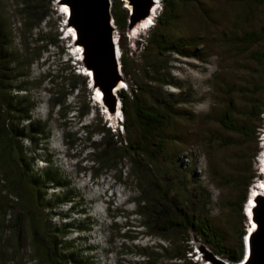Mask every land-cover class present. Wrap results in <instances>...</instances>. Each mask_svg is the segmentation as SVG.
<instances>
[{"label":"rangeland","instance_id":"rangeland-1","mask_svg":"<svg viewBox=\"0 0 264 264\" xmlns=\"http://www.w3.org/2000/svg\"><path fill=\"white\" fill-rule=\"evenodd\" d=\"M121 1L130 13L127 0ZM185 1L186 7L179 9L167 34L169 44L191 53L189 56L159 54L153 47L145 50L138 43L148 35L149 28L140 31L142 22L137 19H128L123 28L115 24L120 53L122 47L129 64L128 74L122 72L125 86L118 91L129 93L131 84H140L142 104L165 116L160 140L151 138L143 144L154 155L148 163V176L165 187L167 199L174 198L177 209L208 217L232 245L233 239L242 231L246 234L252 223L246 203L240 212L230 202L243 194L247 179L251 182L248 199L254 186L264 182V114L260 117L262 123L243 118L246 94L256 83L263 88L260 97L264 100V61L259 64L254 59L256 51H264V42L254 45L244 40L246 33L264 26V4L252 0ZM44 2L39 6L37 0H0V68L4 70L2 76L0 73L1 92L5 99L28 100L35 107L32 120L47 124L49 139L38 144L41 149L36 155L31 153L33 144L24 137L26 132L18 134L21 151L36 175L54 171L69 185L48 184L40 193L46 191L49 201L69 190L75 197L72 203L53 209L40 205L24 215L0 166V264H48L42 261L34 226L39 231L50 229L56 235L59 252L76 253L91 264H143L140 253L153 250L165 259L174 254L173 238L164 239L159 230H149L143 217L134 214L135 201L141 196L130 161L122 158L100 168L86 138L87 131H91V140L99 141L100 130L105 127L122 140L138 139L136 129L127 133L119 125L124 119L119 96L113 104L98 103L91 88L81 86L78 92L68 95V109L50 108L52 92L65 83L64 92L69 90L68 73L83 69L75 59L78 45L68 36L71 27L61 13L62 4L59 0ZM30 5L39 6L33 19L24 12ZM154 65L160 66L159 73L152 71ZM64 68L67 71H62ZM85 102L90 110L80 119L73 107ZM225 105L234 107L241 114L237 121L251 131L255 125L261 128H255L257 132L251 135L224 128L217 117L227 110ZM16 120H20L19 128L27 126L23 116ZM67 133L74 134V139L66 142ZM33 214L34 220L30 218ZM175 236L185 238L183 234ZM189 238L192 261L214 264L205 241L193 232Z\"/></svg>","mask_w":264,"mask_h":264},{"label":"trees","instance_id":"trees-1","mask_svg":"<svg viewBox=\"0 0 264 264\" xmlns=\"http://www.w3.org/2000/svg\"><path fill=\"white\" fill-rule=\"evenodd\" d=\"M252 1L264 4V0ZM37 2L39 6L45 4L44 0H37ZM39 6H26L24 12L33 19L34 16L32 15L36 14L34 13L35 8ZM184 7H186L185 0H161V9L155 17L154 23L149 26L148 35L138 44H141L145 50L153 47L159 54L176 52L184 56H189L191 53L175 49V45L169 44V36L167 34L170 25L176 20L179 9ZM111 12L115 24L120 28L125 27L130 16L129 11L122 6L121 0H113ZM244 40L254 45L264 42V26L246 33ZM144 43L145 45H143ZM121 49L120 61L122 64V72L128 74L129 64L122 47ZM38 58L39 55H37ZM254 59L261 64L264 61V51H256L254 53ZM19 63L17 62V66ZM160 69V66L154 65L152 71L159 73ZM62 71H67V68L62 69ZM2 72L4 70L0 68L1 76L3 74ZM68 78L71 80L68 84L69 90L66 89L67 93L64 92L66 83L56 93L52 92L53 103L50 105L51 110L55 107L61 111L68 109L65 106L68 95L74 91L78 92L82 87L86 89L89 86V79L83 72L73 73L71 71L68 73ZM151 79L154 80V77H151ZM2 82L3 80L0 79V92L3 87L1 85L3 84ZM49 82L54 83L51 78H49ZM130 86L129 93L122 90L117 93L121 101V113L124 118L120 121L119 125L127 133L136 129L139 132L138 139L130 142L124 139L122 140L119 134H109V129L105 127L100 130L102 137L99 141L91 140L93 136V132L91 131H87L86 138L90 141V146L93 148V160L100 168L106 167L122 158H127L130 161L132 174L138 182L139 194L141 196L140 199L135 201L136 210L134 214L143 217L144 220L142 222L149 230H159V235L163 236L164 239L173 238L172 245L174 248H171L172 253H174L173 255L164 259L154 250L148 253L142 252L140 256L144 259L143 264H163L162 260H164V264H197L191 259L194 254L192 253V247L189 245L191 240L189 238L190 232L201 237L215 255L231 263L239 262L243 257L244 251V231L233 239L232 245L228 244L226 238L208 217H202L187 209H177L174 206L175 202L173 200L175 199H167V190L165 187L162 188L148 176V163L153 161L154 155L143 144L151 138L158 137L160 140L159 131H161L164 125L165 116L154 108L152 109L142 104L140 98L142 87L140 84L133 83ZM262 89L256 83L254 89L248 95L246 94L247 107L243 118L247 121L256 120L262 123L260 119L264 114V100L260 97ZM0 97H2V99L0 98V166H2V173L4 179L7 181L8 189L21 203V213L30 215L35 207L44 204L53 209L66 203H72L75 197L72 190L67 191L60 197H54L55 199L53 201L46 199V191L40 193V190L46 188L48 184L67 188L69 182L54 171L46 170L43 174L36 175L31 168L30 160L23 155L24 153L21 151V146L19 145L20 142H18V134L21 131H25L24 137L33 144L31 153L36 155V151L41 149L38 144L49 139L50 133L47 131V124L39 120H32L31 112L35 107L32 103L29 104L28 100H18L17 98L5 99L3 94ZM232 105L235 106L233 103ZM225 108L227 110H224V114L217 117L219 123L224 128L230 131L242 132L246 135L255 134L257 132L256 129L261 128L260 125H255L256 127L254 126V129L251 131L248 126L243 125L244 123L237 121V117H241V114L234 107L225 105ZM73 110L77 111L81 119L89 112L90 108L89 104L85 102L81 106L73 107ZM22 116L28 123L26 127L19 128L20 120H16V118L20 119ZM73 139L74 134H66V142ZM158 145L160 146L159 149L163 150L161 149L162 145ZM121 172L122 170L119 171V176ZM257 177L260 178V175H257ZM250 183V179H247L244 183L243 194L235 201L230 202L240 212L243 209L244 203L248 201L247 193ZM145 198H147V202ZM18 216H16L17 219ZM34 217L35 214L30 218L34 220ZM119 230L120 228H118ZM50 231V229L39 231L37 227H33L34 236L37 238V235H39V248L42 254V261H46L48 264H91L88 260L81 258L76 253L59 252V242H56V235ZM62 232L63 234L66 233L65 226ZM176 234H183L185 238H181L180 242L175 236ZM35 240L39 243L38 239ZM187 254H190L188 258ZM153 255L156 256L154 257Z\"/></svg>","mask_w":264,"mask_h":264},{"label":"water","instance_id":"water-1","mask_svg":"<svg viewBox=\"0 0 264 264\" xmlns=\"http://www.w3.org/2000/svg\"><path fill=\"white\" fill-rule=\"evenodd\" d=\"M59 1L67 3L70 7V13L66 14L65 20L68 27L73 26L77 29V38L73 42L75 45L83 46L79 64L86 72L92 71L87 74L91 90L101 91L102 100L113 104L118 101L116 87L119 81L124 82V77L118 58L121 55L119 45L114 40L116 26L111 12V0ZM127 2L131 6L129 13L131 20L147 15L153 4V0ZM254 199L252 218L250 219V215L248 217L250 222L251 220L256 222V227L251 224L245 234V255L239 262L231 263L212 252L208 255L214 264H264V196L256 195ZM247 203H250V198Z\"/></svg>","mask_w":264,"mask_h":264},{"label":"bare ground","instance_id":"bare-ground-1","mask_svg":"<svg viewBox=\"0 0 264 264\" xmlns=\"http://www.w3.org/2000/svg\"><path fill=\"white\" fill-rule=\"evenodd\" d=\"M60 4H63V5H61V13L64 14V17H66V14L70 13V7H69V5L67 3H61L60 2ZM127 7L131 8V6L129 4L127 5ZM158 9H159V0H153V4H152V6L150 8L149 13L147 15L137 19L138 23L142 22L140 27H139L140 31H143V30L149 28L150 25L148 23L151 21V19H153L152 17H154L158 13V11H159ZM145 20H147V21H145ZM144 22H146V23L143 24ZM68 31H69V35L68 36L70 37L71 40L74 41L77 38V29H75L74 27H71ZM114 40H116L115 31H114ZM75 51H78L77 52V58L75 57V59H76V61L78 63H80V59H81L80 56L82 55V52H83V46L82 45H78ZM120 57H121V55H120ZM120 57H118L119 60H120ZM80 69H83L81 65H80ZM83 70H84V72L82 70H81V72H83L87 77H88L87 74L92 72L90 70H89V72H86L85 69H83ZM122 76H123V74H122ZM124 86H125V82L119 81V83H118V85L116 87V90H118V89H120V88H122ZM96 92H97V94L94 95V100L96 102H98V103L103 102V100H102L103 99L102 98V92L99 91V90H97ZM119 114H120V111H118L117 115H119ZM262 173L264 175V168L262 170ZM261 183H262L261 185L254 186V190L251 192L252 195L250 196V203H247V205H246L247 208H248L247 211H248V214L250 215V219L252 218V210H253L252 207H254L253 205H255L254 192H256L257 195H263L264 196V183L262 181H261ZM249 207H250V209H249ZM251 223H252L253 227H256V224H255L256 222L251 220Z\"/></svg>","mask_w":264,"mask_h":264},{"label":"clouds","instance_id":"clouds-1","mask_svg":"<svg viewBox=\"0 0 264 264\" xmlns=\"http://www.w3.org/2000/svg\"><path fill=\"white\" fill-rule=\"evenodd\" d=\"M90 87V86H89ZM92 93H93V91H92ZM93 97H94V94H93ZM244 238H245V236H244ZM244 244H245V240H244Z\"/></svg>","mask_w":264,"mask_h":264}]
</instances>
